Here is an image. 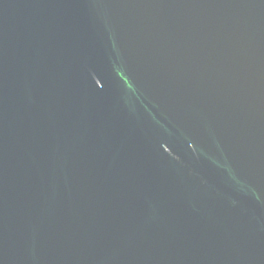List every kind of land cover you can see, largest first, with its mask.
<instances>
[{"label": "water", "instance_id": "1", "mask_svg": "<svg viewBox=\"0 0 264 264\" xmlns=\"http://www.w3.org/2000/svg\"><path fill=\"white\" fill-rule=\"evenodd\" d=\"M0 264H264V0H0Z\"/></svg>", "mask_w": 264, "mask_h": 264}]
</instances>
